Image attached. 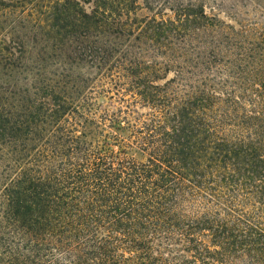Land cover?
Returning a JSON list of instances; mask_svg holds the SVG:
<instances>
[{"label": "trees", "instance_id": "trees-1", "mask_svg": "<svg viewBox=\"0 0 264 264\" xmlns=\"http://www.w3.org/2000/svg\"><path fill=\"white\" fill-rule=\"evenodd\" d=\"M0 264H264V0H0Z\"/></svg>", "mask_w": 264, "mask_h": 264}, {"label": "rangeland", "instance_id": "rangeland-1", "mask_svg": "<svg viewBox=\"0 0 264 264\" xmlns=\"http://www.w3.org/2000/svg\"><path fill=\"white\" fill-rule=\"evenodd\" d=\"M208 7H210V5ZM208 12H209V10H208ZM147 14L151 15L149 12ZM167 16H169V17L172 16V13L170 11H167ZM104 103H105V105H109V102H107V101H104ZM110 105H116V103L115 102L114 103H110ZM137 110L139 112H147V110H143L142 108H140V104H138Z\"/></svg>", "mask_w": 264, "mask_h": 264}]
</instances>
